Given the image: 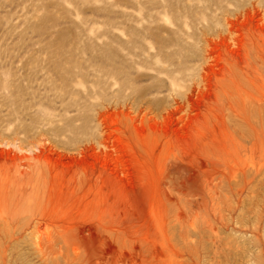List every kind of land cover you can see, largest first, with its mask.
Returning <instances> with one entry per match:
<instances>
[{
  "label": "rangeland",
  "instance_id": "obj_1",
  "mask_svg": "<svg viewBox=\"0 0 264 264\" xmlns=\"http://www.w3.org/2000/svg\"><path fill=\"white\" fill-rule=\"evenodd\" d=\"M0 264H264V0H0Z\"/></svg>",
  "mask_w": 264,
  "mask_h": 264
},
{
  "label": "bare ground",
  "instance_id": "obj_2",
  "mask_svg": "<svg viewBox=\"0 0 264 264\" xmlns=\"http://www.w3.org/2000/svg\"><path fill=\"white\" fill-rule=\"evenodd\" d=\"M243 3H244V2H243ZM163 34H164V33H163ZM169 72H170V71H169ZM98 95H99V94H98ZM129 95H130V94H129ZM40 241H41V240H40ZM46 242H47V241H46ZM39 249H40V248H39ZM55 250H57V249H55ZM55 250H54V251H55Z\"/></svg>",
  "mask_w": 264,
  "mask_h": 264
}]
</instances>
